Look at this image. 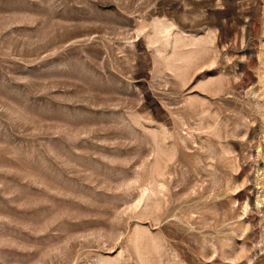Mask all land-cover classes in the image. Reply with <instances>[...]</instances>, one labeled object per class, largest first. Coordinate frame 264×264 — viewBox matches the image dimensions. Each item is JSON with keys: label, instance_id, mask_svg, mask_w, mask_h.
Instances as JSON below:
<instances>
[{"label": "rangeland", "instance_id": "374dc122", "mask_svg": "<svg viewBox=\"0 0 264 264\" xmlns=\"http://www.w3.org/2000/svg\"><path fill=\"white\" fill-rule=\"evenodd\" d=\"M0 264H264V0H0Z\"/></svg>", "mask_w": 264, "mask_h": 264}]
</instances>
